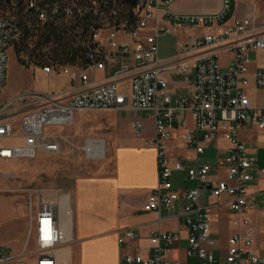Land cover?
Segmentation results:
<instances>
[{"label":"built area","instance_id":"obj_1","mask_svg":"<svg viewBox=\"0 0 264 264\" xmlns=\"http://www.w3.org/2000/svg\"><path fill=\"white\" fill-rule=\"evenodd\" d=\"M4 1L0 0V93L8 85L10 49L25 65L70 81L66 89L25 90L0 100V175L2 162L60 154L67 139L49 129L74 125L79 113L142 112L153 125L136 119L131 126L136 136L156 148L159 169V185L144 209L160 213L182 203L188 228L186 254L198 258L199 264L217 263L218 253L224 254L227 264H264L252 221L260 209L250 193L256 160L242 140V131L249 126L264 133V105L256 104L248 92L252 71L255 87L264 90V23L258 24L255 14L230 22L235 0H222L216 14L177 13L173 5L179 0ZM36 24L61 27L70 54L60 48L56 55L48 53L56 48L52 43L40 62L19 55L26 32ZM166 35L177 39L175 58H160V39ZM255 53L262 56L253 59ZM173 76L192 80L186 95L172 91ZM149 131L153 135L145 136ZM220 139L229 144L222 162L226 173L215 180L216 168L201 157ZM88 140L93 141V152L104 139ZM257 171L264 180V168ZM174 172H185L196 186L176 189ZM9 190L28 197V244L34 242L35 249L5 255L0 231V264H59L58 250L72 239L71 229L65 228L73 225L71 195L49 185ZM204 192L209 198L226 199L204 204ZM67 196L71 212L64 207ZM218 206L231 209L237 228L225 249L214 236L212 211ZM138 238L128 230L119 245ZM150 240L152 254L130 251L120 264H181L166 255L179 242L178 234L154 230Z\"/></svg>","mask_w":264,"mask_h":264},{"label":"crops","instance_id":"obj_2","mask_svg":"<svg viewBox=\"0 0 264 264\" xmlns=\"http://www.w3.org/2000/svg\"><path fill=\"white\" fill-rule=\"evenodd\" d=\"M211 1L214 4L207 5L205 10L208 13L204 14H216L221 11L222 0H208L207 3L210 4ZM173 9L177 13H183L179 6L174 7L173 5ZM253 14L256 15V8L252 6V0H246L242 6L237 4L236 14L229 21L232 22L233 19L238 17H247ZM164 37L168 39L161 41ZM164 37L160 39V58H175L178 54L176 37ZM172 43L173 46L167 49L166 46ZM252 55L255 58H260L262 53ZM223 60L227 61L228 56L225 55ZM250 75L254 77L253 71ZM170 83L173 92L186 95L190 90L192 80H186L181 76H173ZM259 91L264 93V90ZM248 92L251 95L250 86ZM16 94L18 93L13 94V96ZM253 99L256 104L264 105V101L258 102L254 97ZM113 115L115 118L113 129L116 135L110 143L106 141L105 146V151L112 159V172L101 178L82 180L78 184L73 203L72 239L58 250L59 264H120L125 253L130 251L148 257L152 254L150 233L154 230L172 232L180 236L179 242L167 251L166 255L170 260L179 261L181 264H199L198 258L189 257L186 254L188 228L182 216V203L160 213L144 209L149 194L159 185L157 150L154 146L147 145L141 137H132L126 133L133 130L132 121L136 119L143 121L145 114L135 110H121L114 111ZM258 133L264 137V133L253 126L246 127L242 131V140L246 143L249 155L252 158H254L253 149L249 145L255 142ZM152 135L153 133L148 137ZM221 140L224 139L213 143L207 150L217 149L219 154V142ZM228 146L227 142L224 148L225 154ZM254 159L256 160L255 179L250 184V193L259 202L260 209L252 215V221L253 228L257 232L260 253H264V180L257 171L260 169L258 159ZM203 161L210 162L209 160ZM218 161V166H215L217 163L214 165L210 162L216 168L212 173V178L215 180L224 177L226 173L222 161ZM185 180H187L186 173ZM194 186H196V183L191 181V185L188 187ZM63 199L66 200V198ZM224 199L226 197L222 199L209 198L205 192L202 195L204 204H217ZM63 202L64 205L66 204L64 207L67 208L68 202ZM212 212L214 216V236L221 248L225 249L228 238L237 230L231 222L233 212L228 206L215 207ZM128 230H134L139 234V238L127 245L120 246L119 238L124 237ZM223 255V253H218L219 260L215 264H227Z\"/></svg>","mask_w":264,"mask_h":264},{"label":"rangeland","instance_id":"obj_3","mask_svg":"<svg viewBox=\"0 0 264 264\" xmlns=\"http://www.w3.org/2000/svg\"><path fill=\"white\" fill-rule=\"evenodd\" d=\"M208 0H179L174 4L179 6L183 13H208L205 10L210 4ZM246 0H235L232 12L228 19L236 14L237 4L242 6ZM252 6L256 8V22L264 23V0H252ZM172 36V35H166ZM164 37V36H163ZM168 39L167 37L162 38ZM169 45V44H168ZM173 46V43L166 46L167 49ZM255 59V56L252 55ZM225 61V60H224ZM224 70V69H223ZM251 79V95L258 100L264 101V93L255 88L253 75ZM69 77L50 76L42 72L38 67L27 66L23 63L13 49L9 51L8 62V85L0 93V100H6L25 90L34 91H54L66 89L69 85ZM114 111H92L79 113L74 125L68 127H51L49 130L62 134L67 141L63 145L60 154L49 155L41 154L36 159H18L5 161L1 163L0 187V231L2 242L4 244V254L7 256H16L20 253H30L34 251L35 244H28V197L25 192L10 191L12 188H24L27 186H53L62 189L65 193L71 195V207L73 210L74 194L78 184L85 179L101 178L112 172V159L105 151L103 157H90L84 150L88 139L100 138L110 143L116 133H114L113 123L115 121ZM143 122L151 126L153 121L145 116ZM190 123V121H188ZM131 133V134H130ZM129 136L137 137L132 132L126 133ZM152 132H146L145 136H150ZM254 143L249 146L253 149L254 158L258 159L260 168H264V137L257 134ZM19 144V141H13ZM219 145V154L217 149L206 150L202 160H209L214 165L218 160L223 162L226 154L224 151L227 142L221 140ZM13 144V143H6ZM219 162V161H218ZM218 166V163L215 165ZM173 184L176 189H182L191 185V181L185 180V172L173 173ZM22 250V251H20ZM29 263L33 262L28 257Z\"/></svg>","mask_w":264,"mask_h":264},{"label":"trees","instance_id":"obj_4","mask_svg":"<svg viewBox=\"0 0 264 264\" xmlns=\"http://www.w3.org/2000/svg\"><path fill=\"white\" fill-rule=\"evenodd\" d=\"M3 2H6L3 0ZM33 31H27L26 37L21 47L18 48V54L25 53L30 56L34 62H40L43 59L45 51L52 43L56 45L55 49L48 51L53 55L59 52L70 54L69 41L63 34V29L54 24L39 26L36 24Z\"/></svg>","mask_w":264,"mask_h":264},{"label":"bare ground","instance_id":"obj_5","mask_svg":"<svg viewBox=\"0 0 264 264\" xmlns=\"http://www.w3.org/2000/svg\"><path fill=\"white\" fill-rule=\"evenodd\" d=\"M92 143H93V141L87 140V142H86L87 145L84 148V150L87 152L88 156H90V157H103L104 154H105V143H104V140L102 141V144L101 145H99L98 147H96L95 151L90 152L91 151V145H92ZM65 198H66V200L64 199L63 201L68 202V196L65 197ZM67 204H68L67 209L69 210V212H71V209L69 207V202ZM64 206H66V204ZM69 218H70V222H71L72 221V218L71 217H69ZM65 225H66V223H65ZM65 228H67V230L70 231L71 226L70 225H67V226H65Z\"/></svg>","mask_w":264,"mask_h":264}]
</instances>
